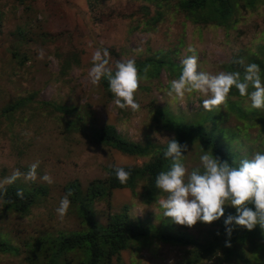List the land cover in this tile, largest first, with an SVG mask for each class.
<instances>
[{
    "label": "rangeland",
    "instance_id": "1",
    "mask_svg": "<svg viewBox=\"0 0 264 264\" xmlns=\"http://www.w3.org/2000/svg\"><path fill=\"white\" fill-rule=\"evenodd\" d=\"M178 1L0 0V183L14 170L26 173L31 163L40 162L35 181L17 178L38 192L28 214L5 210L0 198V239L19 248L17 253L0 251V264H29L28 249L41 237L87 227L70 196L64 218L56 213L60 199L68 194V183L77 181L86 191L94 179L107 177L110 166H141L150 160L151 155H128L99 143L96 136L104 124L116 125L128 139L142 144H165L174 137V130L164 123L160 109L189 120L204 111L201 100L205 97L199 93L186 95L183 101L165 95L169 81L179 76L166 66L159 76L140 82L135 95L140 110L118 108L102 82L93 85L88 77L96 49L108 50L114 68L118 61L159 53H167L181 65L192 54L187 51L191 45L199 67L210 73L226 71L227 62L239 51L264 53V0H258L254 8L242 7L241 15L228 27L195 22ZM40 49L43 59L37 58ZM230 100L238 103L241 112L229 105ZM45 101L73 111L56 110ZM249 104L245 97L229 94L227 107L219 109L221 125L234 131L227 145L239 159L264 151V110L250 109ZM11 105L16 106L8 109ZM187 145L192 152L185 165L191 171L200 166L204 146L198 141ZM44 173L52 177V184L39 178ZM145 184L141 180L134 189L116 188L97 197L92 204L95 218L106 223L127 205L133 220L157 228L169 220L172 229L188 234L192 243L158 238L134 241L120 252L123 262L190 264L200 245L212 242L213 248L191 264H264V229L259 225L243 228L228 250V236L219 233L222 217L191 227L174 223L156 203L164 194L158 189L156 198H145ZM233 208L226 205L225 213ZM29 255L37 256L35 264L44 262L39 252Z\"/></svg>",
    "mask_w": 264,
    "mask_h": 264
},
{
    "label": "trees",
    "instance_id": "2",
    "mask_svg": "<svg viewBox=\"0 0 264 264\" xmlns=\"http://www.w3.org/2000/svg\"><path fill=\"white\" fill-rule=\"evenodd\" d=\"M257 1L179 0L178 6L195 22L215 23L228 27L241 15L242 7L254 8ZM239 58L243 59L244 64L256 63L260 68L261 78L264 79V53L250 55L245 51H239L227 62L226 71H239L242 79L244 68L240 63L236 62ZM135 62L139 71L147 69V77L159 76L164 66L173 68L180 74L182 67V65L170 58L167 53L149 55L143 59H136ZM101 82L104 88L112 94L108 88L107 81L102 80ZM229 94L241 98L235 88H232ZM45 103L62 112L73 111V108L60 105L54 101H45ZM229 105L241 112L236 101L232 102L230 100ZM11 106L8 109L14 108L16 105ZM159 114L164 123L174 130V137L178 142L183 144L198 141L205 149L210 150L214 156H217L222 161L231 163L239 160L237 153L227 145L233 138L234 131L221 125L220 121H222L223 115L220 111H203L198 114L197 118L191 120L185 119L183 115H174L165 109H160ZM96 140L128 155H151V158L141 166L113 165L108 167L107 177L94 179L86 191H83L77 181L68 183L65 190L67 193H71L70 198L77 204L79 213L84 218L87 227L80 230L61 232L57 235H45L38 239L32 245V248L30 247L31 249H28L29 254L33 250L35 253L43 254L45 259L40 264H126L121 260L120 252L128 248L130 243L134 241L158 238L174 243H192V239L188 234L175 232L169 220H165L161 228L146 225L139 219L133 220L127 205L123 210L111 214L106 223L99 222L95 218L92 209L93 202L97 197L108 195L112 189L126 187L134 189L139 181L144 180L146 182L145 198L150 200L156 198L158 189L155 186V177L160 171L167 170L171 165V160L163 157L166 143L142 144L130 140L112 123H106L99 129ZM117 167H123L130 173L126 183L121 184L115 177L114 169ZM17 190H22V199L16 196ZM0 198L5 210L26 215L36 202L38 192L36 189L26 187L16 179L13 183H8L4 186L3 192L0 193ZM228 214H235V208L226 212L225 216ZM223 221L224 217L220 221V234L225 233ZM243 228V226H233L232 234L227 238V241H230V246H227L228 250L233 247V241L238 234L247 230H243ZM213 246L212 242L200 245L190 264L198 261L203 253L210 251ZM0 251L17 253L19 248L12 245L6 238H1ZM29 254L27 256L30 260L29 264H35L36 262L33 260L36 261L37 256Z\"/></svg>",
    "mask_w": 264,
    "mask_h": 264
},
{
    "label": "clouds",
    "instance_id": "3",
    "mask_svg": "<svg viewBox=\"0 0 264 264\" xmlns=\"http://www.w3.org/2000/svg\"><path fill=\"white\" fill-rule=\"evenodd\" d=\"M187 51L192 54L181 60L180 74L169 81L165 95L183 101L186 95L199 93L205 97L201 100L203 110L211 112L219 111L221 106L226 108L230 90L235 88L241 97L250 101V109L264 110V79L256 63L244 64L242 58L237 59L236 62L244 68L241 79L239 71L210 73L203 70L198 65L196 49L189 45ZM37 58H44L43 49L38 50ZM146 73L147 69L138 70L134 59L118 61L113 68L108 50L98 48L91 55L88 77L93 85L106 80L115 105L122 110L136 112L141 105L135 95L140 82L147 79ZM201 148L200 166L189 171L185 158L192 150L187 143L182 144L175 137L167 138L163 157L170 159L171 165L155 177L156 188L164 194L156 201L164 217L189 227L198 221L211 223L224 217L225 233L229 237L233 226L252 230L259 225L264 229V151H255L250 157L244 156L229 163L214 156L210 150ZM39 163H31L26 173L14 170L4 183H0V193L4 184L13 183L21 176L35 181ZM114 174L121 184L126 183L130 176L123 167L115 168ZM39 178L48 184L53 183L47 173ZM70 195L69 192L63 196L56 208L60 219L70 208ZM16 196L22 199V190H17ZM226 205L233 206L235 214L225 216ZM226 245L230 246V241H226Z\"/></svg>",
    "mask_w": 264,
    "mask_h": 264
}]
</instances>
